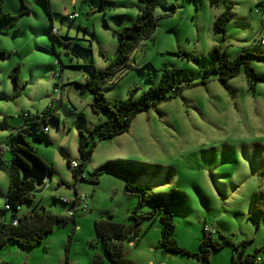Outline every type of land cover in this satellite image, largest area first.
I'll list each match as a JSON object with an SVG mask.
<instances>
[{"label": "rangeland", "instance_id": "1", "mask_svg": "<svg viewBox=\"0 0 264 264\" xmlns=\"http://www.w3.org/2000/svg\"><path fill=\"white\" fill-rule=\"evenodd\" d=\"M155 28L130 54L129 64L101 83L108 98L135 97L159 83L165 67L174 70L176 82L188 84L170 98L136 113L129 128L110 138H95L89 159L75 179L68 162H80L81 132L110 120V114L91 110L92 94L81 84L94 71L103 69L117 54L115 31L133 24L141 7L139 0H3L1 10L17 16L12 28L0 29V210L5 207L9 186L10 151L5 137L25 123V113L55 112L46 122V132L26 139L36 156L51 168L45 184L22 201L17 215L45 207L65 214L62 197L76 192L87 195L88 210L56 224L41 241L20 246L9 240L0 244V264H90L97 253L109 264L96 238L95 218L130 224L138 196L124 190V178L114 172L94 171L107 161L132 173L134 184L150 195L177 194L183 205L173 211V236L190 252L199 251L203 226L233 242L247 240L253 253L264 246V82L248 87L243 68L228 79L229 92L218 80L209 56L219 46L229 59L249 52L263 54L264 0H226L212 6L209 0H153ZM24 5V6H23ZM27 12H22L24 9ZM228 8L223 33L213 21ZM258 11H255V10ZM75 12L73 19L66 17ZM57 30L50 37L51 26ZM188 51L190 60L177 54ZM250 65L264 74V60L250 58ZM19 64L17 81L10 69ZM56 73V75L54 74ZM177 202L172 197L171 203ZM144 202L137 214L148 212ZM12 210L0 221H9ZM159 218L139 223V233L123 239V254H140L142 262L154 264H208L193 256L165 253L159 246ZM264 249V247H263ZM230 244L215 250L209 264H233ZM264 254V253H263ZM263 256V255H259ZM144 260V261H143ZM149 264V263H148Z\"/></svg>", "mask_w": 264, "mask_h": 264}, {"label": "trees", "instance_id": "2", "mask_svg": "<svg viewBox=\"0 0 264 264\" xmlns=\"http://www.w3.org/2000/svg\"><path fill=\"white\" fill-rule=\"evenodd\" d=\"M2 1L0 0V29L12 28L16 24L17 16L2 12ZM139 1L142 5L133 24L124 26L114 32L118 42L115 58L109 61L103 69L91 73L85 82L80 85L82 91L87 90L92 94L93 101L90 104L91 110L95 113L106 112L110 114L111 119L93 125L87 134L80 133L81 141L78 144L80 162L76 167L71 166L70 162H68L75 179L84 178L82 170L85 162L91 155L96 137L110 138L115 134L126 131L136 113L147 110L157 101L177 95L188 84V78L176 82L174 70L165 67L159 83L149 87L137 97L134 96V91H131L126 98H108L104 95L100 86L101 83L110 80L116 71L130 66L129 57L135 46L155 28L156 16L154 9L156 3L153 0ZM224 1L226 0H209V3L212 6H217ZM43 3L46 12L50 15L48 0H43ZM259 7L264 11V3H260ZM27 11L28 9L25 8L22 12ZM228 20V8H226L213 21L214 30L224 34ZM50 28V37L55 38L54 32L52 31L53 27L51 26ZM177 54L190 60H196V56L188 51H177ZM4 55V51L0 50V58L4 57ZM209 56L217 61V64L213 66V70L217 74L218 80L229 92L232 90L227 84V81L229 78L235 76L240 68H243L249 89L253 90L258 81L264 82V74L255 72L249 63L250 58L264 60V53L252 54L244 52L233 59H229L219 46H214L209 51ZM18 72L19 64L13 66L9 72V76L15 82L17 81ZM50 117H55V112H51L49 109L42 111L40 114L30 115L25 113V123L17 127L14 131H11L4 139L10 151L8 167L9 186L5 200V205L7 204L9 207H4L0 210V217L8 210H12V217L9 221H0V244L9 240L20 246H32L41 241L44 235L56 224L65 222L69 218L75 220V214L78 210L72 216L54 214L45 207L32 208V210L22 215H17L16 213L18 205L24 200L32 199V192L40 188L35 185L32 179L22 180L21 168L28 167L29 165L24 155L28 154L37 157L29 141L26 139V135L31 134L35 136L39 133L44 134L46 132L44 128H46L47 119ZM120 162L107 161V163L98 167L94 171L93 176L89 178V180L96 183L98 181L97 176L103 172L117 173L125 180L124 190L138 196L137 204L131 214L133 219L132 223L125 224L103 217L93 220L96 238L100 240L109 264H139L123 254V239L139 233V223L143 218L154 219L156 217L160 221L159 246L165 253L193 256L209 263V256L213 251L230 244L235 252H237V258L234 260V264H263L256 263L255 261L256 253L259 249L252 254H247L242 259L244 247L248 239L233 242L229 237L219 234L218 237L220 240L217 241L212 239V232H205L204 229L203 238L199 241L198 252H190L180 246L173 236L175 223L172 209L176 206L183 205L181 198L175 193H172L169 197L161 194L150 195L147 188L134 184L131 178L132 173L128 170H122L119 167ZM46 168L48 172H51L49 166H46ZM74 192L75 194L77 193L76 188H74ZM172 197H176L177 202L171 203ZM144 202L151 204L152 209L148 212L137 214L136 211ZM13 219H16L17 223H13ZM101 260L102 256L95 253L90 258V264H97Z\"/></svg>", "mask_w": 264, "mask_h": 264}, {"label": "built area", "instance_id": "3", "mask_svg": "<svg viewBox=\"0 0 264 264\" xmlns=\"http://www.w3.org/2000/svg\"><path fill=\"white\" fill-rule=\"evenodd\" d=\"M255 11H258V10L256 9ZM75 16H76L75 12H71V13H68L66 15V17L69 19H73ZM52 31L57 32V30L55 28H52ZM259 41L261 43H264V36L261 37L259 39ZM54 74L56 75V73H54ZM46 129L47 128H44L45 131H46ZM70 164L73 167L77 166V163L75 161L71 162ZM45 182H46V179H44L42 184L44 185ZM86 199H87L86 193H84L83 191L82 192L79 191L76 194H74L73 197H70V198L62 197L60 200L62 203H65L68 205L65 214L68 216H72V215H74L76 210H78V211L81 210L82 212H86L88 210V205H87ZM5 207H9V206L6 204ZM13 223H17V220L13 219ZM203 229L205 232H212L207 226H203ZM255 261H256V263H263L264 264V255L263 256H259V255L256 256ZM159 264H162V263H159Z\"/></svg>", "mask_w": 264, "mask_h": 264}, {"label": "water", "instance_id": "4", "mask_svg": "<svg viewBox=\"0 0 264 264\" xmlns=\"http://www.w3.org/2000/svg\"><path fill=\"white\" fill-rule=\"evenodd\" d=\"M29 163L28 167L21 168L22 180L32 179L37 187L41 186L46 175L49 174L46 165L35 156L24 155Z\"/></svg>", "mask_w": 264, "mask_h": 264}, {"label": "crops", "instance_id": "5", "mask_svg": "<svg viewBox=\"0 0 264 264\" xmlns=\"http://www.w3.org/2000/svg\"><path fill=\"white\" fill-rule=\"evenodd\" d=\"M181 246V245H180ZM182 247H184V246H182ZM185 248V247H184ZM256 248L257 249H259V251L256 253L257 254V256L258 255H264L263 253H264V249H263V247H261V246H256ZM256 249V250H257ZM255 250V251H256ZM254 251V252H255ZM244 253H243V255H242V259H244L245 258V256L247 255V254H252V253H250V252H247V250H246V245H245V247H244V251H243ZM253 252V253H254ZM127 256V258H129V259H131V260H133V261H135V262H137V263H139V264H154V262H153V259H147V260H145V262H142V259H141V257H140V254H138V253H135V252H130L129 254H126ZM237 258V256H234V253H231V259H232V261H233V264H234V260ZM144 261V260H143ZM159 263H161L160 261H158L156 264H159ZM163 264V263H162ZM209 264V263H208Z\"/></svg>", "mask_w": 264, "mask_h": 264}]
</instances>
